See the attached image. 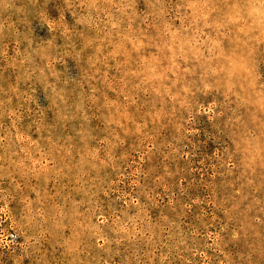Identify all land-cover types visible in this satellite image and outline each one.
I'll return each instance as SVG.
<instances>
[{
    "label": "rangeland",
    "instance_id": "374dc122",
    "mask_svg": "<svg viewBox=\"0 0 264 264\" xmlns=\"http://www.w3.org/2000/svg\"><path fill=\"white\" fill-rule=\"evenodd\" d=\"M0 264H264V0H0Z\"/></svg>",
    "mask_w": 264,
    "mask_h": 264
}]
</instances>
